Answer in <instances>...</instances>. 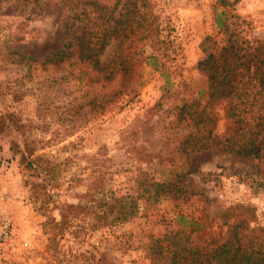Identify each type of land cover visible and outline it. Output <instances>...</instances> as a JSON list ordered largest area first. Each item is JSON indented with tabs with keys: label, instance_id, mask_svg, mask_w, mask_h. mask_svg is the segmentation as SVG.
I'll return each instance as SVG.
<instances>
[{
	"label": "rangeland",
	"instance_id": "rangeland-1",
	"mask_svg": "<svg viewBox=\"0 0 264 264\" xmlns=\"http://www.w3.org/2000/svg\"><path fill=\"white\" fill-rule=\"evenodd\" d=\"M148 1L151 35L109 41L102 57L123 68L107 80L77 57L59 0H0V195L15 234L0 264H165L157 238L209 249L234 218L264 247V3ZM24 150L56 163L46 188ZM164 177L172 193L139 196ZM121 195L135 215L98 221L101 198ZM66 205L75 217L60 232Z\"/></svg>",
	"mask_w": 264,
	"mask_h": 264
},
{
	"label": "trees",
	"instance_id": "trees-1",
	"mask_svg": "<svg viewBox=\"0 0 264 264\" xmlns=\"http://www.w3.org/2000/svg\"><path fill=\"white\" fill-rule=\"evenodd\" d=\"M68 12V18L75 24L72 30L73 47L80 61L86 62L103 79H111L117 70L123 68L121 57L117 62L103 58L106 46L112 38L127 40L131 37L141 38L151 35L153 28V16L149 10L148 0H116L113 5L108 0H59ZM120 7L116 10L115 5ZM198 114L192 111L190 117ZM10 115H0V132L9 123ZM195 135L191 133L182 139V143L193 140ZM195 148H205L208 145L202 141H193ZM20 161L27 169L32 171L35 177H40L39 182L32 184L33 188H46L56 178V163L47 159L43 160L40 155H34L33 150H24L21 153ZM174 178L164 177L160 181L144 180V192L139 196L145 200H157L174 191ZM114 203L117 206H114ZM99 210L95 213L98 221L104 225L113 221L123 222L131 218L137 212V205L134 197L121 195L107 201L101 198ZM74 205H66V208H59L60 219L55 222L60 232L68 226L74 213L69 214ZM233 211L234 208H231ZM181 226L186 222L191 225V230L199 229L195 221H188L187 217L179 214ZM247 223L246 219H233L230 224L228 235L215 241L209 249L188 246L182 243L177 236L178 232L164 234L162 239L157 238L161 244L157 246L158 252L162 254L165 264H264V247L262 237L256 233V228H250V237L243 239L239 228Z\"/></svg>",
	"mask_w": 264,
	"mask_h": 264
},
{
	"label": "built area",
	"instance_id": "built-area-1",
	"mask_svg": "<svg viewBox=\"0 0 264 264\" xmlns=\"http://www.w3.org/2000/svg\"><path fill=\"white\" fill-rule=\"evenodd\" d=\"M264 3V0L261 1ZM264 25V15L262 16ZM6 199L3 195H0V245L6 247L14 246L15 234L11 223V218L6 210Z\"/></svg>",
	"mask_w": 264,
	"mask_h": 264
}]
</instances>
